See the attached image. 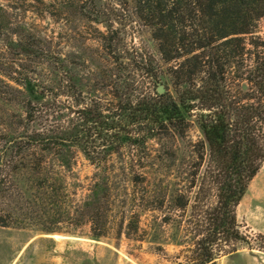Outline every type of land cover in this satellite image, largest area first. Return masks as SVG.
Wrapping results in <instances>:
<instances>
[{
  "label": "trees",
  "instance_id": "trees-1",
  "mask_svg": "<svg viewBox=\"0 0 264 264\" xmlns=\"http://www.w3.org/2000/svg\"><path fill=\"white\" fill-rule=\"evenodd\" d=\"M6 1L44 4V0ZM117 2L126 4L127 0ZM129 2L132 16L148 29L161 61L169 66L176 90L174 97L166 92L154 101L139 100L134 110L136 121L153 133L181 127L194 118L200 133L192 145V164L178 170L179 181H188L186 191L178 190L174 199L179 218H183L185 245H189L182 264H215L225 247L245 240L238 229L236 208L264 163V37L259 30L264 22V0ZM103 40L107 41L106 36ZM55 63L61 69L64 66L61 59ZM138 70L153 78L151 70ZM0 76L5 79L0 82L11 91H32L47 99L48 110L58 108L59 94L54 89L38 84L31 88L1 71ZM61 76L66 94L76 105V109L66 108V122L56 119L53 111L45 114L41 105L28 100L16 134L0 129V228L25 226L35 209L60 213L66 204L65 173L72 172L71 148L78 147L94 169L80 218L90 226L91 236L99 238L105 235L108 210L100 195L107 198L105 188L118 170L101 167L97 160L120 155L121 144L132 141L133 131L125 126L120 129L121 123H108L96 100L82 103L72 72L64 69ZM43 120L35 130L22 125ZM120 131L118 144L98 154L97 140L99 145L105 144ZM111 132L114 135H108ZM120 171L133 185H152L151 177L137 168ZM22 184L27 196L22 194ZM134 219L129 227L136 229L138 221Z\"/></svg>",
  "mask_w": 264,
  "mask_h": 264
},
{
  "label": "rangeland",
  "instance_id": "rangeland-1",
  "mask_svg": "<svg viewBox=\"0 0 264 264\" xmlns=\"http://www.w3.org/2000/svg\"><path fill=\"white\" fill-rule=\"evenodd\" d=\"M0 27V71L31 88L38 84L59 94L58 108L48 110L47 99L32 91H11L0 82V129L16 134L28 100L41 105L45 114L53 111L56 119L66 122V108L76 109V105L61 83L65 69L76 77L82 103L96 100L108 123H121L120 129L125 126L133 131L132 141L121 144L120 155L97 160L101 167L118 170L105 188L107 198L100 195L108 209L105 235L92 237L90 226L81 222L80 208L94 169L81 148L72 147V172L65 173L66 204L58 214L35 209L23 227L0 228V264L184 263L189 245H185L183 218H179L174 199L178 190L186 191L188 181H179L178 170L192 164V145L200 133L194 118L181 127L153 133L136 121L139 100L154 101L158 86L172 97L176 90L169 66L161 61L148 29L132 16L129 0L126 4L117 0H44V4L32 5L0 0ZM259 30L264 37V22ZM57 59L65 67L61 69ZM142 67L151 70L153 78L138 70ZM123 115H127L125 119ZM41 123L44 120L22 125L35 130ZM120 138L121 131L105 144L99 145L97 140V153L116 146ZM132 167L151 177V187L131 184L120 171ZM21 190L28 195L25 185ZM152 205L158 208H149ZM189 213L188 208L186 216ZM134 216L136 229L129 227ZM236 220L245 240L225 247L215 264H264V163L236 208Z\"/></svg>",
  "mask_w": 264,
  "mask_h": 264
},
{
  "label": "water",
  "instance_id": "water-1",
  "mask_svg": "<svg viewBox=\"0 0 264 264\" xmlns=\"http://www.w3.org/2000/svg\"><path fill=\"white\" fill-rule=\"evenodd\" d=\"M164 88L162 87V86H158L157 87V93L159 94V95H162L163 93H164Z\"/></svg>",
  "mask_w": 264,
  "mask_h": 264
}]
</instances>
